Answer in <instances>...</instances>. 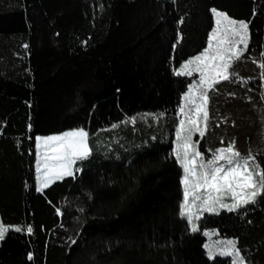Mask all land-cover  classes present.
Wrapping results in <instances>:
<instances>
[{
  "label": "trees",
  "instance_id": "obj_1",
  "mask_svg": "<svg viewBox=\"0 0 264 264\" xmlns=\"http://www.w3.org/2000/svg\"><path fill=\"white\" fill-rule=\"evenodd\" d=\"M212 9L247 22L249 44L239 78L208 91L194 144L207 162L234 141L264 167V0H0V218L20 229L0 264H232L208 257L207 230L264 264V199L197 231L180 215L174 133L199 76L175 73L207 48ZM73 129L91 155L40 191L36 138Z\"/></svg>",
  "mask_w": 264,
  "mask_h": 264
},
{
  "label": "snow or ice",
  "instance_id": "obj_2",
  "mask_svg": "<svg viewBox=\"0 0 264 264\" xmlns=\"http://www.w3.org/2000/svg\"><path fill=\"white\" fill-rule=\"evenodd\" d=\"M211 11L216 19L208 47L201 54L187 60L175 73L177 76H190L194 72L200 74L199 88L195 84L192 85L189 93L184 97L185 107L180 109L184 119L179 121L175 153L183 171L180 215L192 224V231L198 230L195 221L199 220L205 212L218 214L219 209L232 212L255 204L258 197L264 199V167L257 162L255 156L251 153L242 156L235 149L233 141L227 147L217 149L212 154V158L205 162L203 153L191 143L194 131L199 132L201 137L205 135L198 121L201 113L202 119L205 122L208 120L206 110L208 91L219 82V77L225 81L233 77L239 78L238 74L230 72V69L233 63L240 58L242 51L247 50L249 42L247 22H237L229 18L226 13L216 9ZM240 45H243V49L239 47ZM262 61H264V53H262ZM259 67L261 77L264 78V62H261ZM197 92H199V103L196 102L194 96ZM189 104L195 107L186 111ZM189 112L195 114L189 115ZM186 122L187 131L181 137V132L185 131ZM132 123H135V118L132 119ZM88 135L87 131L79 129L47 138L37 137L38 142L45 148L38 165L42 187H47L64 176H74L75 161L86 160L91 155ZM181 139L183 143L180 142ZM221 161L223 163H220ZM200 189H204L203 195H194L190 202V194L197 193ZM225 196H230L233 202L224 203ZM196 201H199L198 205ZM14 230L20 231L19 228ZM7 231L9 228L0 223V240L4 238ZM27 231L31 233L32 228L29 227ZM223 243L226 245V250L222 254L234 256L233 264H246L234 241ZM209 252L211 253V248Z\"/></svg>",
  "mask_w": 264,
  "mask_h": 264
},
{
  "label": "rangeland",
  "instance_id": "obj_3",
  "mask_svg": "<svg viewBox=\"0 0 264 264\" xmlns=\"http://www.w3.org/2000/svg\"><path fill=\"white\" fill-rule=\"evenodd\" d=\"M217 11H219V10H217ZM219 12H221V11H219ZM224 13V12H223ZM214 15V14H213ZM228 16V15H227ZM229 18H231L230 16H228ZM215 16H214V22H215ZM231 19H233V18H231ZM235 21H237V22H240V21H242V20H236V19H234ZM243 22H245V21H243ZM214 29H215V24H214ZM213 29V30H214ZM211 35V34H210ZM210 39V38H209ZM248 44H249V42H248ZM241 49H243V45H240L239 46ZM246 50H243L242 51V54L245 52ZM241 54V55H242ZM240 55V56H241ZM187 62V61H186ZM185 62V63H186ZM180 69V68H179ZM179 69L177 70V71H179ZM193 74H196V75H198L199 76V79H200V74L199 73H197V72H194ZM192 74V75H193ZM221 77H219L218 79H220ZM197 85V87L199 88V82L196 84ZM192 88V86L190 87V89ZM189 89V90H190ZM189 90L187 91V93L186 94H188L189 93ZM185 94V95H186ZM194 96H195V99H196V102L197 103H199L200 101H199V92H197V93H194ZM185 97V96H184ZM182 107H185V100H184V98H183V101H182V104H181V107H180V109L182 108ZM195 107V105H193V104H189L188 105V108H186L185 110L186 111H188V109H191V108H194ZM180 109H179V112H178V117H179V121L181 120V119H184V115L181 113V111H180ZM206 110H207V106H206ZM195 113L194 112H189V115H194ZM199 126H200V129L202 130V131H204V129H205V121L202 119V113H201V115H200V118H199ZM187 122H186V125H185V131L184 132H181V137H183L184 135H185V133H186V131H187ZM73 130H79V129H73ZM73 130H69V131H73ZM179 130V126H178V128H177V130L175 131V133H174V144H173V155L175 156V153H176V151H177V131ZM66 132H68V131H66ZM65 133V132H64ZM64 133H61V134H54V135H62V134H64ZM199 134V132H196V131H194L193 132V134H192V141H191V143L193 144V145H195L194 144V137H195V134ZM89 134V133H88ZM50 136H53V135H50ZM38 137H41V138H47V137H49V136H38ZM181 143H183V139H181V141H180ZM88 144H89V135H88ZM36 146H37V164H36V168H37V186H38V189L40 190V191H42L43 189H45L46 187H42L41 186V182H40V175H41V172L38 170V165H39V163H40V157H41V155L45 152V148L38 142V140H37V138H36ZM196 146V145H195ZM89 147H90V145H89ZM91 149V148H90ZM196 149H197V147H196ZM176 157V156H175ZM78 161H80V160H77V161H75V163L73 164V171H74V173H75V170H76V163L78 162ZM220 163H223V161H221ZM197 170H199V169H197ZM65 177H68V176H64V177H62L61 179H58V180H55L54 182H56V181H59V180H62L63 178H65ZM54 182H52V183H50L47 187H49L50 185H52ZM182 187H183V185H182ZM203 193H204V189H200L197 193H192V194H190V197H189V199H190V202L192 201V199H193V196L194 195H203ZM233 201H232V199H231V197L230 196H225L224 197V203H228V204H231ZM196 203H197V205L199 204V201H196ZM221 210H226V209H219V211H218V213L221 211ZM205 214H207V212H205V213H203V215L200 217V219L205 215ZM209 214H214V213H209ZM216 214V213H215ZM199 219V220H200ZM199 220H196L195 221V223H196V225H197V227H198V221ZM0 223H2L3 224V222L1 221V218H0ZM190 224V223H189ZM4 226H6V227H8L9 228V231H10V229H16V227H9V226H7V225H5V224H3ZM190 226H191V228H192V224H190ZM9 231H7L6 233H5V235H4V237L7 235V233L9 232ZM205 237L207 238V241H206V243H205V249H206V252H207V255H208V257L210 258V259H214L215 257H217V256H221V257H229L230 258V260H231V262H232V264H233V261L235 260V257L234 256H230V255H226V254H222V252L224 251V250H226V245H225V243H223V242H226V241H234L235 242V246H236V248L238 249V247H237V242H236V240L234 239V238H224V237H221L220 235H219V232L217 231V230H207V231H205ZM1 241V240H0ZM207 246V247H206ZM209 248H211V253L209 252ZM241 254V253H240Z\"/></svg>",
  "mask_w": 264,
  "mask_h": 264
},
{
  "label": "crops",
  "instance_id": "obj_4",
  "mask_svg": "<svg viewBox=\"0 0 264 264\" xmlns=\"http://www.w3.org/2000/svg\"><path fill=\"white\" fill-rule=\"evenodd\" d=\"M208 47V46H207ZM221 79H223L222 77L220 78V79H218V80H221ZM205 130V129H204Z\"/></svg>",
  "mask_w": 264,
  "mask_h": 264
}]
</instances>
